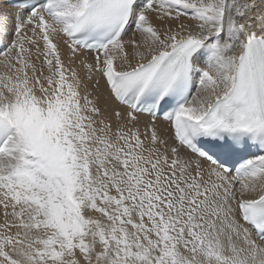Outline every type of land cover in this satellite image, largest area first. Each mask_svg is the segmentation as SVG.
Instances as JSON below:
<instances>
[{"label":"snow or ice","instance_id":"6c2138e0","mask_svg":"<svg viewBox=\"0 0 264 264\" xmlns=\"http://www.w3.org/2000/svg\"><path fill=\"white\" fill-rule=\"evenodd\" d=\"M15 8L0 264H264V0Z\"/></svg>","mask_w":264,"mask_h":264},{"label":"bare ground","instance_id":"6f19581e","mask_svg":"<svg viewBox=\"0 0 264 264\" xmlns=\"http://www.w3.org/2000/svg\"><path fill=\"white\" fill-rule=\"evenodd\" d=\"M0 10H3L5 12H7L9 15H11L12 13H15V11L17 9H11L10 7H8L6 5V2L4 0H0ZM65 52H66V50H65ZM101 84L103 85V81L101 82Z\"/></svg>","mask_w":264,"mask_h":264}]
</instances>
